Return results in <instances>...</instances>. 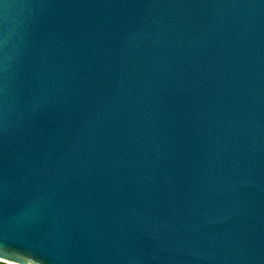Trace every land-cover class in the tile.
Masks as SVG:
<instances>
[{
    "label": "water",
    "instance_id": "1",
    "mask_svg": "<svg viewBox=\"0 0 264 264\" xmlns=\"http://www.w3.org/2000/svg\"><path fill=\"white\" fill-rule=\"evenodd\" d=\"M0 261L264 264V0H0Z\"/></svg>",
    "mask_w": 264,
    "mask_h": 264
},
{
    "label": "rangeland",
    "instance_id": "2",
    "mask_svg": "<svg viewBox=\"0 0 264 264\" xmlns=\"http://www.w3.org/2000/svg\"><path fill=\"white\" fill-rule=\"evenodd\" d=\"M1 263H2V264H7V263H3L2 261H0V264H1Z\"/></svg>",
    "mask_w": 264,
    "mask_h": 264
},
{
    "label": "trees",
    "instance_id": "3",
    "mask_svg": "<svg viewBox=\"0 0 264 264\" xmlns=\"http://www.w3.org/2000/svg\"><path fill=\"white\" fill-rule=\"evenodd\" d=\"M2 264V263H1Z\"/></svg>",
    "mask_w": 264,
    "mask_h": 264
}]
</instances>
